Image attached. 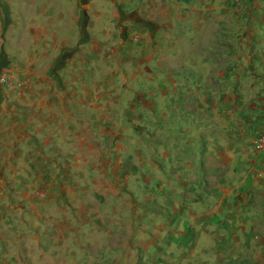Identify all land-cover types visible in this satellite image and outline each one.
Segmentation results:
<instances>
[{
	"label": "crops",
	"instance_id": "obj_1",
	"mask_svg": "<svg viewBox=\"0 0 264 264\" xmlns=\"http://www.w3.org/2000/svg\"><path fill=\"white\" fill-rule=\"evenodd\" d=\"M52 7L0 52V264H264V0L217 52L169 44L181 0L118 47Z\"/></svg>",
	"mask_w": 264,
	"mask_h": 264
},
{
	"label": "rangeland",
	"instance_id": "obj_2",
	"mask_svg": "<svg viewBox=\"0 0 264 264\" xmlns=\"http://www.w3.org/2000/svg\"><path fill=\"white\" fill-rule=\"evenodd\" d=\"M161 1L162 0H0V52L2 56L7 53V51L3 49V44L7 40H13L14 43L17 41L18 44L9 45V51L13 54L11 57L13 61L10 62L16 63L17 52H20V50H17L18 45L22 42L25 43L29 41L28 35L24 33L26 28H24L23 32L15 30L13 31L14 34H9L8 30L10 25L16 26L18 24L16 20H20L23 22L21 26L28 28L29 25H31L30 22L32 19H35V16L38 17L40 13L41 15L46 14V10L48 9L47 5L49 4L54 8L55 18L58 19L63 14L66 20L68 19L75 22L73 23V28L75 30H77L78 27L77 21H79L80 24L85 21L86 36H90L95 31L97 33L101 32L104 41L107 40V38H111L110 33L114 30L115 38L113 39L116 41L115 45L117 47L121 45L120 43L124 37H127L131 44L136 42L140 45L142 43L141 30L143 28L142 26L145 25L144 16L147 10H151L152 13L158 16V10L153 8L160 9L161 7H159V5H161ZM168 1L175 2L176 0ZM181 1L186 6L182 11V15H187L186 19H188V21L182 24L181 35L178 36L176 34L175 38L172 37L174 35H170V33L167 34L168 28L164 32L166 38L171 36L170 45L175 41L177 42V37L180 38L182 43L180 49H182V51L211 50L217 52L222 49L238 50L236 45L238 43L237 37L239 33H241L243 27V25L241 26V24H243L241 22L249 19L259 8V0ZM111 4H113V6ZM248 13L250 14L248 15ZM171 14L173 15V11H171L169 15ZM41 15L38 18L40 22L44 19V16L41 17ZM110 18H113L114 22L106 23L105 20ZM125 18L134 20V22L132 21L130 25H127V23L123 22ZM114 24H117V29L113 27ZM70 27L72 29L71 25ZM155 28L157 30L156 25ZM128 30L132 33L131 39L128 38ZM195 38H197L198 41L193 43ZM156 40H158V37ZM71 49L74 48L71 47ZM109 49L113 48L110 47ZM114 51L116 52L117 50L113 49V52ZM215 61L220 63L225 60L220 58ZM5 71L4 69H0V78L4 76L7 80L4 83L0 82V90L4 92L3 94L5 95H7V91L10 92L11 95V93H13L11 88L15 84L17 76ZM8 97L9 96H7V98ZM11 97L13 98V96ZM13 99L10 101L11 103L9 106L15 108L16 101ZM1 122L4 124H1ZM14 128V122L3 119L0 115V138L15 139L16 134L12 132Z\"/></svg>",
	"mask_w": 264,
	"mask_h": 264
},
{
	"label": "built area",
	"instance_id": "obj_3",
	"mask_svg": "<svg viewBox=\"0 0 264 264\" xmlns=\"http://www.w3.org/2000/svg\"><path fill=\"white\" fill-rule=\"evenodd\" d=\"M6 78L2 76L0 82H6ZM253 148L256 152L264 153V131L258 133V135L253 140Z\"/></svg>",
	"mask_w": 264,
	"mask_h": 264
}]
</instances>
